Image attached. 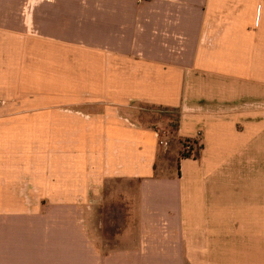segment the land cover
<instances>
[{
  "label": "crops",
  "instance_id": "crops-1",
  "mask_svg": "<svg viewBox=\"0 0 264 264\" xmlns=\"http://www.w3.org/2000/svg\"><path fill=\"white\" fill-rule=\"evenodd\" d=\"M0 264H264V0H0Z\"/></svg>",
  "mask_w": 264,
  "mask_h": 264
},
{
  "label": "rangeland",
  "instance_id": "rangeland-1",
  "mask_svg": "<svg viewBox=\"0 0 264 264\" xmlns=\"http://www.w3.org/2000/svg\"><path fill=\"white\" fill-rule=\"evenodd\" d=\"M137 122L144 126H149L160 131V149L157 175L172 174L176 171L178 155L174 149L173 124L177 118V112L171 109L144 104L135 111ZM166 142H169L167 147ZM184 150V147H183ZM135 184L121 183L119 180L111 181L107 184L108 190L103 200L98 203V207L105 210L96 216L97 222L102 221L104 226L113 232L121 230L126 219L135 217L131 212H135L137 207ZM93 223V222H92Z\"/></svg>",
  "mask_w": 264,
  "mask_h": 264
},
{
  "label": "trees",
  "instance_id": "trees-1",
  "mask_svg": "<svg viewBox=\"0 0 264 264\" xmlns=\"http://www.w3.org/2000/svg\"><path fill=\"white\" fill-rule=\"evenodd\" d=\"M172 111L174 110V111H176L177 112V110L176 109H171ZM177 128H178V112H177V118H176V120H175V122H174V124H173V132L175 133L176 132V130H177ZM182 144H183V147H186L187 146V144H190V148H189V150H186L185 148H184V150L182 151V153H181V158H185V157H191V156H193V157H199L200 156V150H201V147H197L196 148V150L194 151V146H193V144L191 143V140H184V141H182ZM194 151V152H193Z\"/></svg>",
  "mask_w": 264,
  "mask_h": 264
},
{
  "label": "built area",
  "instance_id": "built-area-1",
  "mask_svg": "<svg viewBox=\"0 0 264 264\" xmlns=\"http://www.w3.org/2000/svg\"><path fill=\"white\" fill-rule=\"evenodd\" d=\"M161 142V141H160ZM186 150H189V148H190V144H187V146L186 147H184Z\"/></svg>",
  "mask_w": 264,
  "mask_h": 264
}]
</instances>
